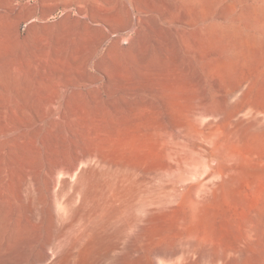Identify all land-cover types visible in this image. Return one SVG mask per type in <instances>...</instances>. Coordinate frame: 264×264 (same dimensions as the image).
<instances>
[{"label":"rangeland","instance_id":"374dc122","mask_svg":"<svg viewBox=\"0 0 264 264\" xmlns=\"http://www.w3.org/2000/svg\"><path fill=\"white\" fill-rule=\"evenodd\" d=\"M155 2L115 15L88 103L24 111L6 84L64 70L21 47L87 16L0 0V264H264V0Z\"/></svg>","mask_w":264,"mask_h":264},{"label":"crops","instance_id":"0c3cea01","mask_svg":"<svg viewBox=\"0 0 264 264\" xmlns=\"http://www.w3.org/2000/svg\"><path fill=\"white\" fill-rule=\"evenodd\" d=\"M32 15L77 14L87 16L82 23L75 24L76 33L62 32L58 34H31L27 50L22 46V60L28 67H51L64 72L55 75H42L37 73H19L11 83L6 84V91L1 98L6 110L47 111L72 110L77 107L74 103H88L87 100H75L70 97L86 95L83 90L76 87L91 85L103 86L98 81V73H92L90 64H105L114 58L116 30L121 24L115 20V15L122 14L146 16L155 13L157 4L155 0H33ZM67 28L66 24L60 25ZM30 28L46 27L45 24L31 22ZM48 39L54 40L49 42ZM144 44L146 34L143 33ZM51 58H48L50 57ZM66 57L68 58L66 61ZM22 62V63H24ZM34 63V64H33ZM122 87L127 83H121ZM56 88V89H50ZM102 95L103 92H95ZM138 95V93H135ZM113 97L125 93L116 92ZM116 102H138L137 99H112ZM95 102L103 103V99ZM81 108V107H80ZM86 107H83L85 109Z\"/></svg>","mask_w":264,"mask_h":264}]
</instances>
